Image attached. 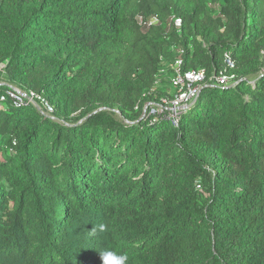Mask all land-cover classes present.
I'll list each match as a JSON object with an SVG mask.
<instances>
[{"label":"trees","instance_id":"16d2710c","mask_svg":"<svg viewBox=\"0 0 264 264\" xmlns=\"http://www.w3.org/2000/svg\"><path fill=\"white\" fill-rule=\"evenodd\" d=\"M0 2V76L52 109L0 86V264H264V0ZM174 46L207 73L178 126L135 112Z\"/></svg>","mask_w":264,"mask_h":264},{"label":"built area","instance_id":"2783aa9c","mask_svg":"<svg viewBox=\"0 0 264 264\" xmlns=\"http://www.w3.org/2000/svg\"><path fill=\"white\" fill-rule=\"evenodd\" d=\"M139 24L144 29H150L153 26L160 25L161 22L157 16L145 17L144 15H141L139 17ZM172 26L177 29H180L181 26V21L175 16L171 17L168 28L170 29ZM180 53V58L176 59L170 73L171 75L169 76V83L174 92V98L170 101H164L160 104L154 105L150 108L148 113V116H161L167 114L176 126L179 125L182 115L199 97L207 80L205 69L184 70L182 58L184 50ZM225 62L226 70L224 72L222 71L219 76L215 77L216 83L220 86L232 84L235 79L234 75H228L226 73L228 68H235V64L232 62L229 54L225 55ZM162 72L164 73L165 71ZM8 87L9 90L7 94L14 100L16 106H22L24 104L38 106L36 103L38 97L34 93L23 92L14 86ZM6 99V94H0V105L5 104ZM50 111H52V109Z\"/></svg>","mask_w":264,"mask_h":264},{"label":"rangeland","instance_id":"374dc122","mask_svg":"<svg viewBox=\"0 0 264 264\" xmlns=\"http://www.w3.org/2000/svg\"><path fill=\"white\" fill-rule=\"evenodd\" d=\"M213 13H214L215 16H220L221 15L220 8H219L218 5L213 6ZM141 15L142 14L137 16L138 23H139V17ZM170 20H171V17L168 19L167 25L170 23ZM173 27L174 26H172L170 29H172ZM173 50H174V52L176 54V59L180 58V55H181L180 52L183 50V48L180 47V46H174ZM162 71H165V72L163 73ZM166 72H167L166 69H164V70L162 69L159 72V74H158V76L156 78V81H155V85L151 89V92H155V97L154 98H156V99H149L148 101L142 102L141 104H139V105H137L135 107V112L140 115V118H142V119L143 118L144 119L149 118L150 116H148L149 115L148 113H149L151 107H153L156 104H160V103H162L164 101H170L171 99L174 98V92L171 89V86H170V83H169V76L171 74L168 73V72H167L168 73L167 74ZM0 85L14 86V84H10V83L6 82L5 79L2 76H0ZM0 107L3 108V107H5V105L1 104ZM38 108H40V110L42 112H45L46 115H49L48 113L51 110L47 104L44 106V109L43 108L41 109L40 106H38ZM119 115H121V114L119 113Z\"/></svg>","mask_w":264,"mask_h":264},{"label":"clouds","instance_id":"9594fccd","mask_svg":"<svg viewBox=\"0 0 264 264\" xmlns=\"http://www.w3.org/2000/svg\"><path fill=\"white\" fill-rule=\"evenodd\" d=\"M101 264H126L127 255H117L113 251L104 250L100 252Z\"/></svg>","mask_w":264,"mask_h":264}]
</instances>
